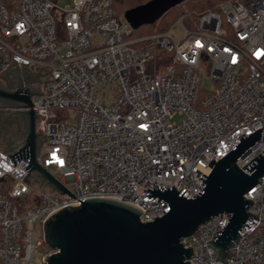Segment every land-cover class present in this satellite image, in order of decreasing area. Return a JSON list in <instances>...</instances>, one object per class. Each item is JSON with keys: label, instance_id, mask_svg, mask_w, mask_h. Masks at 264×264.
<instances>
[{"label": "built area", "instance_id": "built-area-1", "mask_svg": "<svg viewBox=\"0 0 264 264\" xmlns=\"http://www.w3.org/2000/svg\"><path fill=\"white\" fill-rule=\"evenodd\" d=\"M116 0H0V73L15 59L53 69L45 95L33 97L45 145L39 163L77 199L116 198L140 208L142 223L170 210L149 187L173 186L195 199L200 177L264 125V0H227L187 13L175 26L133 38ZM181 28L182 37L173 34ZM203 79L216 85L205 91ZM255 129V130H254ZM264 151L262 138L239 158L242 169ZM0 151V262L47 264L44 224L82 204L27 184ZM156 181V183H155ZM245 198L258 216L233 245L228 264H264V177ZM5 190L7 193L2 192ZM221 214L182 240L192 264H225L208 242L224 231ZM217 260V261H216Z\"/></svg>", "mask_w": 264, "mask_h": 264}, {"label": "water", "instance_id": "water-1", "mask_svg": "<svg viewBox=\"0 0 264 264\" xmlns=\"http://www.w3.org/2000/svg\"><path fill=\"white\" fill-rule=\"evenodd\" d=\"M57 1V0H55ZM186 0H152L125 13L134 30L154 25L166 13ZM54 78L53 69L14 59L0 73V151L16 166L26 159L28 175L24 178L40 192L49 191L59 198L77 199L39 163L45 142L37 132V110L33 97L43 92L44 82ZM16 127L15 135L11 128ZM14 127V128H15ZM255 130V129H254ZM264 125L249 136L239 137L236 145L218 162L211 161L212 172L200 177L205 187L198 186L195 199L179 197L173 186L161 191L149 187L154 201L169 202L171 210L155 221L141 222L140 208L116 198H94L82 204L69 205L52 213L44 224L45 243L57 253L46 256L47 264H192L187 262L195 249H185L182 240L192 236L201 225L221 214L230 222L220 235L208 242L217 260L225 264L232 247L244 232L243 225L252 227L258 220L247 209L254 204L245 198L264 177V151L240 169L239 158L261 138ZM156 183V181H155ZM216 260V261H217Z\"/></svg>", "mask_w": 264, "mask_h": 264}, {"label": "trees", "instance_id": "trees-1", "mask_svg": "<svg viewBox=\"0 0 264 264\" xmlns=\"http://www.w3.org/2000/svg\"><path fill=\"white\" fill-rule=\"evenodd\" d=\"M152 0H116L115 2V9L119 5L121 14H117L119 16L125 15V13L131 9H134L136 7L145 5L149 3ZM227 0H186L183 4L173 8L168 13L165 14V16L162 18L161 23L158 27L159 31H165L170 29L169 25L171 22L179 20L182 16H184L187 13H203L207 10L216 8L221 3L225 2ZM157 29V25H150L146 26L144 28H140L136 30L133 33V36H146L152 34ZM5 194L7 193L5 190H2ZM2 245V237L0 233V246ZM45 248L47 251L53 250L51 247H49L47 244L45 245ZM0 264H2L0 262Z\"/></svg>", "mask_w": 264, "mask_h": 264}, {"label": "rangeland", "instance_id": "rangeland-1", "mask_svg": "<svg viewBox=\"0 0 264 264\" xmlns=\"http://www.w3.org/2000/svg\"><path fill=\"white\" fill-rule=\"evenodd\" d=\"M71 0H59V6L60 7H65V6H67L68 4H69V2H70ZM119 2H120V0H118ZM117 11H118V13L119 14H121V11H120V8H119V5L117 6ZM178 22V20H176V21H173V22H171V24L169 25V27L171 28V27H173V26H175V24ZM144 27H146V26H143L142 28H144ZM173 34H174V36L176 37V38H181L182 37V31H181V28H179V27H175L174 29H173ZM139 36H133V38H138ZM201 87H202V89L203 90H205V91H213V90H215V88H216V85L214 84V82H212V81H210V80H207V79H203L202 80V83H201ZM45 252H47V249L44 247L43 248V253H45Z\"/></svg>", "mask_w": 264, "mask_h": 264}, {"label": "flooded vegetation", "instance_id": "flooded-vegetation-1", "mask_svg": "<svg viewBox=\"0 0 264 264\" xmlns=\"http://www.w3.org/2000/svg\"><path fill=\"white\" fill-rule=\"evenodd\" d=\"M15 127V126H14ZM14 127H12L11 128V135L13 136V135H15V133H16V127L14 128Z\"/></svg>", "mask_w": 264, "mask_h": 264}]
</instances>
